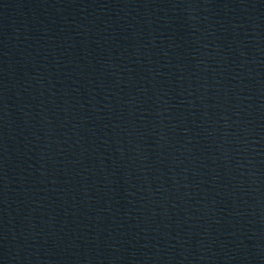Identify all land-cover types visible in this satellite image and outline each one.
<instances>
[{"label":"water","instance_id":"water-1","mask_svg":"<svg viewBox=\"0 0 264 264\" xmlns=\"http://www.w3.org/2000/svg\"><path fill=\"white\" fill-rule=\"evenodd\" d=\"M0 264H263L239 0H0Z\"/></svg>","mask_w":264,"mask_h":264}]
</instances>
